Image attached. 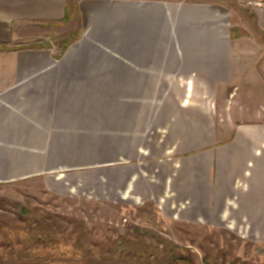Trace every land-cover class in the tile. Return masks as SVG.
Listing matches in <instances>:
<instances>
[{"label":"crops","instance_id":"obj_1","mask_svg":"<svg viewBox=\"0 0 264 264\" xmlns=\"http://www.w3.org/2000/svg\"><path fill=\"white\" fill-rule=\"evenodd\" d=\"M247 1L0 0V184L102 165L124 207L264 246V45L232 43Z\"/></svg>","mask_w":264,"mask_h":264},{"label":"rangeland","instance_id":"obj_2","mask_svg":"<svg viewBox=\"0 0 264 264\" xmlns=\"http://www.w3.org/2000/svg\"><path fill=\"white\" fill-rule=\"evenodd\" d=\"M240 10L232 28L242 38L232 43L264 45L252 12ZM256 67L264 76V64ZM108 168L62 166L67 185L0 184V264H264V246L245 228L182 224L148 204L124 207L96 180L114 173Z\"/></svg>","mask_w":264,"mask_h":264},{"label":"built area","instance_id":"obj_3","mask_svg":"<svg viewBox=\"0 0 264 264\" xmlns=\"http://www.w3.org/2000/svg\"><path fill=\"white\" fill-rule=\"evenodd\" d=\"M263 2H254V1H247V2H244L242 3V7H245V8H249V7H253V6H263Z\"/></svg>","mask_w":264,"mask_h":264}]
</instances>
